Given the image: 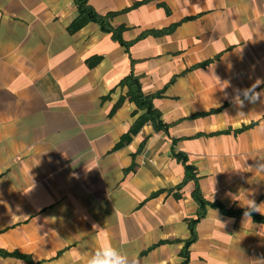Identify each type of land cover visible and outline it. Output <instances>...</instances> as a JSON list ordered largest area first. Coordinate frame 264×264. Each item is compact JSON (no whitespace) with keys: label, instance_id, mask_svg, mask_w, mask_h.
I'll return each mask as SVG.
<instances>
[{"label":"crops","instance_id":"crops-1","mask_svg":"<svg viewBox=\"0 0 264 264\" xmlns=\"http://www.w3.org/2000/svg\"><path fill=\"white\" fill-rule=\"evenodd\" d=\"M87 2L0 0V264H264V0Z\"/></svg>","mask_w":264,"mask_h":264},{"label":"trees","instance_id":"trees-1","mask_svg":"<svg viewBox=\"0 0 264 264\" xmlns=\"http://www.w3.org/2000/svg\"><path fill=\"white\" fill-rule=\"evenodd\" d=\"M76 5L79 11V17L77 18V20L75 21L73 27L75 29H80L81 27H83L86 23L88 22H96L98 24L101 25L103 31L109 32L111 31V28L108 26L106 20L104 18H100L97 14H95V12L92 10V8L89 7L87 0H76ZM129 83V85H132V81L130 82V80L127 81ZM133 90L134 92H132L131 89V93L132 96L138 101V102H142V106H146L148 107L147 109L149 110V112H152V107L150 105V101L151 98H142L140 92L138 91V87L136 82L133 83ZM142 99V100H141ZM204 209H205V202L202 201L201 205H200V215H199V219H201L204 215ZM197 221H194L192 223V233L194 234L195 230H194V224H196ZM195 240V237L193 235V238L191 239V241H189V244L191 242H193Z\"/></svg>","mask_w":264,"mask_h":264},{"label":"clouds","instance_id":"clouds-1","mask_svg":"<svg viewBox=\"0 0 264 264\" xmlns=\"http://www.w3.org/2000/svg\"><path fill=\"white\" fill-rule=\"evenodd\" d=\"M248 98L254 101L259 98V94ZM252 209L257 211L256 207H252ZM87 264H137V261L130 258L129 255L120 248L114 247L110 242H107L103 243L89 256Z\"/></svg>","mask_w":264,"mask_h":264}]
</instances>
